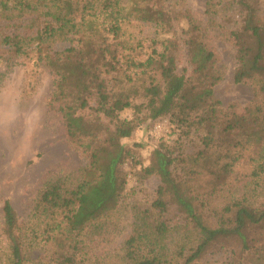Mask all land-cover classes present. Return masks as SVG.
I'll list each match as a JSON object with an SVG mask.
<instances>
[{"label": "trees", "instance_id": "16d2710c", "mask_svg": "<svg viewBox=\"0 0 264 264\" xmlns=\"http://www.w3.org/2000/svg\"><path fill=\"white\" fill-rule=\"evenodd\" d=\"M169 2L0 0L1 64L48 69V107L85 160L58 167L27 218L4 201L1 264H197L215 253L225 264H264L263 0H207L206 19L188 22ZM143 24L153 27L149 43L132 30ZM219 39L234 48L235 81L253 89L244 107L216 96L226 72ZM182 51L192 67L169 96ZM163 115L179 136L162 139L144 165L123 139ZM151 177L159 185L141 196Z\"/></svg>", "mask_w": 264, "mask_h": 264}, {"label": "rangeland", "instance_id": "374dc122", "mask_svg": "<svg viewBox=\"0 0 264 264\" xmlns=\"http://www.w3.org/2000/svg\"><path fill=\"white\" fill-rule=\"evenodd\" d=\"M206 3L207 0H170L169 6L183 12V18L188 22L192 16L206 19ZM143 25L132 30L149 43L153 27L150 24ZM53 45L63 49L68 43L58 34ZM217 47L226 72L223 81L215 88L216 96L224 106L235 103L244 107L252 100L253 89L249 84L235 81L237 60L233 46L219 39ZM179 59L177 74L167 75L169 96L174 93L173 86L177 76L181 80L192 67L185 52L180 53ZM194 60L196 63H203L202 53H195ZM52 89V74L34 60L18 58L10 66L1 64L0 61V220L6 199L11 201L22 218H27L35 194L52 173L58 171V167L76 171L85 164L84 158L68 144L58 114L48 107ZM122 116L132 117V110H124ZM178 136L179 130L175 123L169 115H163L146 119L123 142L131 146L137 144L139 159L142 164L147 165L151 152L162 139L174 141ZM130 165L131 163L127 164L125 168L130 170ZM139 171L141 165L134 169V173L138 174ZM135 179L134 176L129 179V188L135 185ZM159 181L158 177L149 178L140 195L151 198ZM129 228L125 229L117 245L126 237ZM197 264H225V259L220 253H215Z\"/></svg>", "mask_w": 264, "mask_h": 264}]
</instances>
